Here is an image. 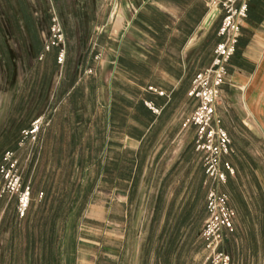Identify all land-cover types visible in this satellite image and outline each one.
Listing matches in <instances>:
<instances>
[{"label":"crops","instance_id":"1","mask_svg":"<svg viewBox=\"0 0 264 264\" xmlns=\"http://www.w3.org/2000/svg\"><path fill=\"white\" fill-rule=\"evenodd\" d=\"M62 1L63 15L74 31L71 37L83 49L71 76L66 69L69 55L61 69L56 64L59 49L43 56L51 60L48 83L43 87L33 81L18 91L16 109L32 110L20 123L28 128L46 107L51 127L53 113L64 109L65 136L71 142L67 158L73 173L79 174L74 187H84V166L77 163V157L84 156L83 141L95 139L101 159L92 187L109 183L113 190L122 189L121 203L129 204L130 223L132 206L135 211L137 205L143 206L140 224L132 228L135 237L142 233L144 237L137 251L143 248L150 259L159 254L172 258L181 252L203 254L195 233L205 217L208 184L191 143L193 128L182 124L195 107L188 96L192 80L211 64L221 41L217 31L222 12L206 25L210 0H115L114 10L104 0ZM41 52L34 53L37 66ZM57 70L70 82L50 89ZM227 74L216 117L231 142V153L222 162L233 174L220 189L229 198L235 224L220 250L230 264H264V0L248 1ZM93 124L96 135L90 131ZM52 138L63 137L54 132ZM90 150L87 147L86 154ZM142 187L145 195L135 200L134 192ZM44 193L39 203H51L50 192ZM3 217L0 213V234ZM107 218L103 213L96 221ZM78 219L77 240L84 242V213ZM14 226L4 234L5 243L10 242V253L21 257L12 256L7 264H87L83 244L75 248L74 261L71 255L62 261L56 232H37L33 240L31 232H13ZM99 249L96 244L97 253Z\"/></svg>","mask_w":264,"mask_h":264},{"label":"rangeland","instance_id":"2","mask_svg":"<svg viewBox=\"0 0 264 264\" xmlns=\"http://www.w3.org/2000/svg\"><path fill=\"white\" fill-rule=\"evenodd\" d=\"M104 3L106 7L112 9L110 0H104ZM64 11L66 9L62 0H57V3L54 0H0V145L8 144L12 138L13 121L17 120L19 123L21 119H25L29 111H32L29 108L16 109L20 98L18 91L38 80L44 87L48 83L51 70L50 59L43 58L39 61L41 64L36 65L34 51L30 46V43L34 46V42L32 37L27 40L22 13L26 12L33 19L42 46L52 36L50 31L52 24L58 25L61 41L58 47L52 48L63 49L65 55H69L66 69L71 76L75 70L77 53L83 48L71 37L74 31L70 29V21L63 15ZM60 73V70H57L52 75L50 89L55 86L63 88L70 82V78L65 77L64 73L61 76ZM38 112L42 115L30 122L31 124L41 118L38 132L33 137H25L22 131L27 128L22 129L19 133L17 150L5 151L3 154L6 158L4 162L7 164L5 168L9 171L0 173V213L4 216L0 234V250H3L0 253V264H7L12 256L14 260L16 257H21V254L10 253V242L5 243L4 237V234L14 226L11 223L15 215L13 232H31L33 240L37 232H56V243L63 248V252L58 254L62 261H68L70 255L74 261L75 248L83 244L84 262L87 264L93 262L96 264H210L206 261L205 250L203 254L199 252L193 256L181 252L178 258L159 254L157 259H150L148 254L143 252V248L137 251L139 246H143L144 237L143 233L140 237H135L132 228L135 223L140 224L143 206L137 205V211L134 210L135 206H132L134 217L130 223L129 204L121 203L122 189L113 190L109 183H105L101 188L92 187L96 182L97 161L101 159L99 142L95 139L83 141L84 156L77 157V163L79 166H84V187L76 189L74 185L79 180V174L73 173L72 164L67 158L71 142L65 136L66 112L63 109L56 111L55 115L53 113L54 124L51 127L47 123L49 109L45 107ZM90 131L96 135V124L90 127ZM54 132L60 133L63 138L54 140L52 138ZM87 147L92 149L89 154L85 152ZM52 183L54 186L50 188ZM22 187L29 188V204L24 216L19 218L16 214L17 193ZM143 187L137 188L134 192L135 200L145 195ZM44 191L50 192V196L53 197L51 203L50 201L39 203V200L45 196ZM64 201L68 202L65 204ZM50 210L53 212L49 213ZM82 213H84V231H82L84 242H78L77 233L80 232L78 218ZM103 213L108 218L102 223H97L96 220H102ZM195 240L197 244H202L197 238V232ZM96 244L100 246L99 253L96 251ZM70 250H73L72 253H69ZM252 263L258 264L252 261L243 264Z\"/></svg>","mask_w":264,"mask_h":264},{"label":"built area","instance_id":"3","mask_svg":"<svg viewBox=\"0 0 264 264\" xmlns=\"http://www.w3.org/2000/svg\"><path fill=\"white\" fill-rule=\"evenodd\" d=\"M110 1L114 10L116 8L115 0ZM248 1L210 0L207 3L206 25L217 12L223 14L217 31L221 41L215 47L211 64L198 72L192 80L188 96L195 102V107L182 124L183 128H193L191 143L203 169L206 184H208L205 196V217L197 232V238L203 244V248L207 252L206 261L210 264H229V258L220 250V246L227 235L233 232L235 212L229 205L228 196L220 188L226 183L227 176L233 174L231 166L222 162L223 157L231 153V142L227 133L219 125L216 109L221 100V87L228 76V63L234 54L240 28L246 17ZM52 21L55 22L54 19ZM50 31L52 36L48 42L43 44L42 52L38 56L39 61L52 47H58L61 41L57 24H52ZM64 59V50L59 49L56 55V64L59 69L62 68ZM145 105L153 114H158L159 110L150 103ZM40 125L41 118H38L22 133L25 137H33L38 132ZM5 160L6 158L3 157V165L0 167L1 174L6 170L9 171L8 168H5L7 167ZM28 204L29 188L22 187L17 193L16 214L19 218L24 216Z\"/></svg>","mask_w":264,"mask_h":264},{"label":"trees","instance_id":"4","mask_svg":"<svg viewBox=\"0 0 264 264\" xmlns=\"http://www.w3.org/2000/svg\"><path fill=\"white\" fill-rule=\"evenodd\" d=\"M22 22L26 31V34L28 36L29 39H33L34 42V46L31 45L32 50L34 51V53H38L41 52L42 50V44L38 35V30L36 28V24L34 23L33 19L31 18L30 15H28L26 12L22 13ZM53 49H57V48H52ZM13 135L11 136L12 138L10 139L9 143L6 145H0V167L3 165V154L5 151H9V152H13L17 149V145H18V141H19V133L22 129L27 128L25 124L23 123H16V121H14L13 123Z\"/></svg>","mask_w":264,"mask_h":264},{"label":"bare ground","instance_id":"5","mask_svg":"<svg viewBox=\"0 0 264 264\" xmlns=\"http://www.w3.org/2000/svg\"><path fill=\"white\" fill-rule=\"evenodd\" d=\"M117 20V19H116ZM116 23V22H115ZM119 24V20H117V23H116V25H118Z\"/></svg>","mask_w":264,"mask_h":264}]
</instances>
